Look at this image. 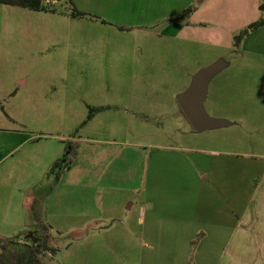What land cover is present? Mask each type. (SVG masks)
Here are the masks:
<instances>
[{
	"label": "rangeland",
	"instance_id": "1",
	"mask_svg": "<svg viewBox=\"0 0 264 264\" xmlns=\"http://www.w3.org/2000/svg\"><path fill=\"white\" fill-rule=\"evenodd\" d=\"M255 2L210 0L191 20L97 36L65 0L59 13L0 4L3 262L40 244V264L234 259L232 235L264 165V27L239 48L234 39L264 18ZM175 23L184 34H168ZM218 61L226 67L203 107L228 125L197 134L176 96ZM242 229L256 236L255 223Z\"/></svg>",
	"mask_w": 264,
	"mask_h": 264
},
{
	"label": "crops",
	"instance_id": "2",
	"mask_svg": "<svg viewBox=\"0 0 264 264\" xmlns=\"http://www.w3.org/2000/svg\"><path fill=\"white\" fill-rule=\"evenodd\" d=\"M70 1L74 4V7L79 12L91 14L97 17L96 19L90 17H72L76 19L85 18L87 20H91L86 21L88 23H85L86 25H84L81 29H84L86 31L87 34L84 35L97 36L98 32H106L107 35H109L108 33L114 31L126 32L131 29H151L152 27H157L156 25L159 26L164 21L176 18L178 17V15L185 14L186 12L189 13L187 14V18L185 17V19H190L191 17H193L194 12L196 13L197 10H201L209 3L210 0ZM250 10H255V13H257V11L264 13V0H256V2L252 6H250ZM258 18L259 19L254 22L264 20L261 15H258ZM180 24L175 23L170 25L169 27L167 26L166 28L171 31L168 32V34H173L175 32L182 34L183 25ZM166 30L163 28V31ZM92 31H95V33H93ZM91 40L92 38L88 37L87 41L89 42ZM112 42L113 40H107L106 44L112 47ZM114 51L115 49L110 48L109 50H107V55L105 56L109 57L110 59H113L115 55ZM208 96L209 95L207 93L206 100H208ZM254 172L259 175L257 183L253 188L252 194L254 206H246L242 215L239 217V224L235 227V234L232 235L233 240L231 241V244L233 246L230 250V254H234L235 256L234 259L228 258V264H246L248 262H251L253 261V258H249L247 260V255L252 254H260L262 258V264H264V165L259 167L258 169H254ZM200 174L203 179H208L209 177L204 176V173L202 172ZM254 208L256 209L255 213H252V209ZM220 221L223 220L220 219ZM251 223H255L256 226L255 237H253L249 231L242 229L243 226H246L247 224ZM228 252L229 251H227V253Z\"/></svg>",
	"mask_w": 264,
	"mask_h": 264
},
{
	"label": "water",
	"instance_id": "3",
	"mask_svg": "<svg viewBox=\"0 0 264 264\" xmlns=\"http://www.w3.org/2000/svg\"><path fill=\"white\" fill-rule=\"evenodd\" d=\"M225 67L222 61H218L208 68L201 69L193 76L189 88L176 96L181 112L197 134L228 125L224 120L210 118L203 107L210 81Z\"/></svg>",
	"mask_w": 264,
	"mask_h": 264
},
{
	"label": "trees",
	"instance_id": "4",
	"mask_svg": "<svg viewBox=\"0 0 264 264\" xmlns=\"http://www.w3.org/2000/svg\"><path fill=\"white\" fill-rule=\"evenodd\" d=\"M63 0H50L49 5L46 6L45 0H0L1 5H7V6H13V7H18L22 9H27L29 11L33 12H51V13H59V10L55 7L54 2H61ZM66 5L68 8H70V14L72 17H90L96 19L97 17L79 12L76 10L74 7L73 3L70 0H65ZM189 12H186L185 14L180 15L177 19L184 17L187 15ZM264 26V20L254 22L250 25H248L244 30H242L238 35L234 37L236 41L237 47L241 45L242 41L253 31L261 28ZM97 110H92L91 112H95ZM92 116H89L91 118ZM63 160L61 162H58L55 164V167H60L62 164ZM45 244V243H44ZM5 248V242L0 240V249L4 250ZM44 248L45 250H48V247L46 245H38L36 248L29 247L26 252H24L22 255L18 257V264H40L38 260V254L39 249ZM0 264H6L5 262L2 261L0 258Z\"/></svg>",
	"mask_w": 264,
	"mask_h": 264
},
{
	"label": "flooded vegetation",
	"instance_id": "5",
	"mask_svg": "<svg viewBox=\"0 0 264 264\" xmlns=\"http://www.w3.org/2000/svg\"><path fill=\"white\" fill-rule=\"evenodd\" d=\"M38 246V245H37Z\"/></svg>",
	"mask_w": 264,
	"mask_h": 264
}]
</instances>
